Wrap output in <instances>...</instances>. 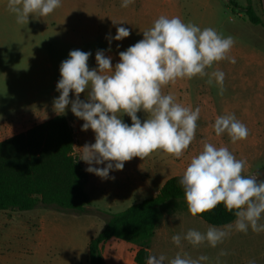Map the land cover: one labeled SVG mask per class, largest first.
<instances>
[{"label": "rangeland", "instance_id": "rangeland-1", "mask_svg": "<svg viewBox=\"0 0 264 264\" xmlns=\"http://www.w3.org/2000/svg\"><path fill=\"white\" fill-rule=\"evenodd\" d=\"M172 1L173 4L164 6L160 12L153 14L147 11L146 16H141L142 13L138 10L133 12L129 6L121 7L119 1L109 4L107 0H94V11H91L84 5H79L83 0H73L67 2L65 8L58 7L43 17L45 38L50 47V66L45 72L44 91L52 116L57 115L53 110V100L60 94L56 91V84L60 79L59 68L61 62L68 59L71 50L91 52L88 60L91 70L98 67L95 60L97 50H104L106 56L119 59V52L141 40L142 31L150 28L162 15L168 18L179 17L184 23L191 22L201 29L211 27L223 37L231 36L234 45L228 55L235 58V63L225 59L206 70L210 73L218 69L225 73L222 95L214 80L212 84L207 82L208 76L178 79L174 87L166 85L162 88L163 94L174 95L178 103L190 106L193 110L196 107L201 110L195 139L182 157L176 158L163 151L153 152L143 160L134 157L125 162L122 171H111L110 178L106 180L87 172L85 191L90 204L84 214L50 206H38L22 212H0V264H89L88 244L102 230L108 217L156 195L168 178L183 174L191 158L202 151L206 142L216 147H228L237 159L247 161L243 175L258 172V178L264 180V0H250L252 10L259 19L258 24L250 23L245 15L248 0ZM91 19L94 21L92 40L86 39L82 34L86 23L91 22ZM113 21L124 23L113 24ZM12 22L17 24L15 15L2 9L0 3V28L8 24L9 36L15 34V30L10 27ZM120 26L130 29V36L122 41L112 40L109 44L106 37L115 36L116 28ZM23 61L25 60H20L15 67V60L9 70L13 78L12 85L18 88L19 98L24 96V90L32 85V81L36 82V78L31 77L35 73L23 65ZM87 92L88 90L81 93V100H87ZM8 96L10 99L9 93ZM70 98L75 99V94L70 93ZM225 114H234L236 119L247 126V139L233 144L226 133L216 136L212 125L217 116ZM63 115L73 127L76 146L74 155L79 158L77 147L94 143L95 134L91 129L81 131L84 121L74 116L71 105ZM137 116L142 123L147 119V113L142 110ZM121 119L131 126L129 116L125 114ZM82 163L86 169L88 165L83 161ZM106 164L107 162L96 167H104ZM176 211H179L183 220L182 234L189 229L201 232L207 230L209 224L191 216L183 201L170 202L162 213L164 216L166 212L174 214ZM263 237L262 232H253L249 227L246 233L233 230L215 248L207 243L193 247L182 240L181 254L187 253L193 259L208 257L201 264H234L235 260L242 259L264 264V260L258 258L261 249L256 243V240ZM118 243L131 244L117 240L107 242L101 252L104 264H115L113 251L111 255L107 253L112 245ZM221 251L227 255L221 256ZM177 253L172 252L171 259Z\"/></svg>", "mask_w": 264, "mask_h": 264}, {"label": "clouds", "instance_id": "clouds-1", "mask_svg": "<svg viewBox=\"0 0 264 264\" xmlns=\"http://www.w3.org/2000/svg\"><path fill=\"white\" fill-rule=\"evenodd\" d=\"M132 3L134 0H122L121 7L127 8ZM60 6L61 0H8L7 4L16 23L21 25L28 24L30 16L46 17ZM142 33L141 40L119 52L115 66L104 50H97L98 67L90 70L91 52L76 49L69 52L59 68L56 91L60 94L53 100V110L63 115L71 105L74 116L84 121L81 131L94 132V143L77 147L78 160L88 165L86 172L102 180L109 179L113 170L122 171L125 162L134 157L143 160L157 151L182 157L195 139L201 110L178 103L174 95L163 94L162 88L178 79L208 76L207 82L212 84L214 80L222 95L225 73L206 70L225 59L235 63V58L228 55L234 39L223 37L211 27L201 29L179 17L162 15ZM130 34V29L120 26L115 36L106 39L111 44L112 40L122 41ZM86 90L84 101L80 95ZM70 93L75 94V99L70 98ZM141 110L147 113L143 123L137 116ZM125 114L131 119V126L121 119ZM212 128L216 136L226 133L233 144L249 135L247 126L234 114L217 116ZM105 162L106 166L96 167ZM246 165L247 161L237 159L228 147L204 143L180 179L188 212L197 217L223 203L228 212L234 213L235 220L222 227L209 225L205 232L189 229L173 235L175 245L179 247L186 240L193 247L207 243L215 248L233 230L246 233L250 227L253 232H264V224L259 223L264 214V180L258 178V172L243 175ZM220 255L227 253L221 251ZM207 259L206 256L193 259L178 252L172 259L163 254L149 255L147 264H165L166 260L167 264H201Z\"/></svg>", "mask_w": 264, "mask_h": 264}, {"label": "trees", "instance_id": "trees-1", "mask_svg": "<svg viewBox=\"0 0 264 264\" xmlns=\"http://www.w3.org/2000/svg\"><path fill=\"white\" fill-rule=\"evenodd\" d=\"M245 15L250 23H259L250 0ZM74 146V130L64 115H55L0 141V212L50 206L76 214L86 213L90 204L85 191L88 173L74 155ZM181 176L168 178L153 197L110 215L102 230L88 244L89 264H102L101 249L110 240L138 246L134 261L147 264L148 248L163 210L175 201H183L187 208ZM197 218L216 227L235 220L234 213L228 212L223 203Z\"/></svg>", "mask_w": 264, "mask_h": 264}, {"label": "crops", "instance_id": "crops-1", "mask_svg": "<svg viewBox=\"0 0 264 264\" xmlns=\"http://www.w3.org/2000/svg\"><path fill=\"white\" fill-rule=\"evenodd\" d=\"M71 1L73 0H61L60 7L65 8L67 2ZM83 1L79 5L82 4L86 9L94 11V0ZM116 1L122 3V0H107L109 4H113ZM0 3L2 9L9 11L7 8L8 0H0ZM171 4H173L172 0H134V3L130 4L129 7H131V11L137 12L138 10L140 14L142 13L141 16H146L147 11L155 14L156 12L162 11L164 6ZM30 17L28 24L21 25L17 23L18 25H14L12 22L10 27L15 30L14 35H8V24H4L0 28V141L23 133L33 126L44 123L53 117L44 91L45 72L48 71L50 66V47L45 38V21L43 17ZM82 34L85 35L86 39H93L94 21L92 19L91 22L86 23L85 30L82 31ZM9 60H16L15 67L18 66L20 60H25L22 62L23 65L29 68L32 73H35L31 77L32 79L36 78V82L32 81V85L24 90V96L22 98H19L17 95V86L12 85L13 78L11 71L9 74V70L12 69L11 63L14 61L10 62ZM118 62L119 59L112 58L113 66ZM175 84L170 83L167 87H174ZM182 221L179 211H176L174 214L166 212L164 216L162 213L148 248L149 255L158 256L163 254L168 259H171L172 256L170 254L172 252H182L181 246L178 247L172 241L173 235L183 233L184 225ZM260 221L264 224V214H262ZM262 234L264 235V232ZM256 243L257 247L259 246L261 249L258 258L264 260V237L261 240H256ZM104 245L101 252H103ZM130 245L132 244L121 245L118 243L112 245L107 255H111V251H113L115 264H137L134 261V256L139 247ZM235 261L234 264H250L246 259ZM102 264H104L103 258ZM165 264H167V260Z\"/></svg>", "mask_w": 264, "mask_h": 264}]
</instances>
